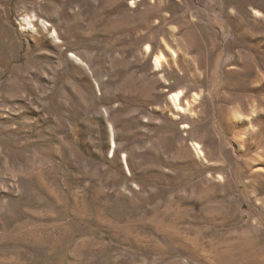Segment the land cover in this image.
I'll list each match as a JSON object with an SVG mask.
<instances>
[{
  "label": "rangeland",
  "instance_id": "obj_1",
  "mask_svg": "<svg viewBox=\"0 0 264 264\" xmlns=\"http://www.w3.org/2000/svg\"><path fill=\"white\" fill-rule=\"evenodd\" d=\"M0 264H264V0H0Z\"/></svg>",
  "mask_w": 264,
  "mask_h": 264
},
{
  "label": "bare ground",
  "instance_id": "obj_2",
  "mask_svg": "<svg viewBox=\"0 0 264 264\" xmlns=\"http://www.w3.org/2000/svg\"><path fill=\"white\" fill-rule=\"evenodd\" d=\"M29 26H32V24L30 23V21H27ZM165 59V56L163 54L159 55L156 58V66L157 67H161L162 66V62ZM246 60V59H245ZM183 97V92H177L173 95L172 97V101H173V106L175 107L177 112H188L190 111V107L185 108L181 105V98ZM190 105V104H189Z\"/></svg>",
  "mask_w": 264,
  "mask_h": 264
},
{
  "label": "trees",
  "instance_id": "obj_3",
  "mask_svg": "<svg viewBox=\"0 0 264 264\" xmlns=\"http://www.w3.org/2000/svg\"><path fill=\"white\" fill-rule=\"evenodd\" d=\"M97 234H101V233H97Z\"/></svg>",
  "mask_w": 264,
  "mask_h": 264
}]
</instances>
